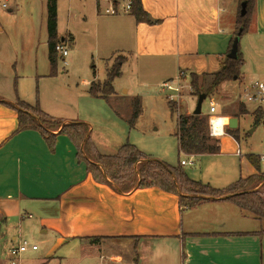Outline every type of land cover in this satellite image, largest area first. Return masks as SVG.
<instances>
[{"label": "crops", "instance_id": "crops-1", "mask_svg": "<svg viewBox=\"0 0 264 264\" xmlns=\"http://www.w3.org/2000/svg\"><path fill=\"white\" fill-rule=\"evenodd\" d=\"M140 2L148 18L158 23H136L131 14L104 15L96 2L90 12L107 35L113 28V37L118 41L119 48L109 52L106 71L113 65L114 52L125 54L120 55L124 58L121 74L113 80V93L107 100L88 93L91 82H101L95 79V70L92 81L82 82L88 87L84 101L98 117L106 116L107 112L115 117L113 111L118 109L112 100L117 97L115 84L123 75L124 65L131 61L142 70L166 73L163 82L175 78L180 71L197 75L215 73L227 53L234 30L235 0ZM125 31L129 34L126 48L119 44ZM246 34L250 45L242 47L244 63L251 49L264 51V0H255ZM57 36L64 38L58 34V28ZM68 36L73 39L71 33ZM29 62L25 58L20 64L8 61L5 69L0 67V99L6 103L20 100L37 104L41 111L62 123L77 121L89 125L87 136L100 153L97 141L91 138L93 128L89 118L80 117L77 112L73 117L76 119L62 117L45 105L40 95L38 100V93L12 86L16 72ZM10 68L16 71L13 81ZM254 76L241 68V84L255 80ZM186 105L192 109V99ZM50 133L52 138L48 141L38 130H18L17 112L0 103V231L3 228L9 231L11 247L23 235L33 236L37 232L42 238L39 241L42 249L34 264H151L155 258L158 264H264V235L258 234L264 230V221L225 198H209L185 209L179 206L177 195L157 187L134 185L119 191V186L111 181L98 182L92 178L66 134L58 129ZM217 140V153L183 154L194 159L215 157L214 162L218 163L227 159L234 180L222 187L212 186L209 181L202 184L221 189L258 174L247 159L236 154L237 150L240 153V145L235 139L224 134ZM236 157L238 162L229 159ZM242 167L247 168V173L242 174ZM227 168L220 166L221 170ZM37 250L38 247L30 251Z\"/></svg>", "mask_w": 264, "mask_h": 264}, {"label": "rangeland", "instance_id": "rangeland-1", "mask_svg": "<svg viewBox=\"0 0 264 264\" xmlns=\"http://www.w3.org/2000/svg\"><path fill=\"white\" fill-rule=\"evenodd\" d=\"M58 34L66 38L68 46L67 66L62 65L60 58L57 60L56 75L49 76L47 59V3L48 0H0V67L6 68L8 61L11 64L22 63V59L28 58L29 64L16 72L15 88H22L25 92L38 93L43 103L50 109L68 119H76L77 112L80 117L89 118L93 131L91 138L97 141L100 154H113L119 145L129 143L138 150L153 159L163 161L171 166H179L181 160H189L178 150V142L175 136L176 117L178 114H191L195 107L197 96H194L189 86L190 74L185 73L181 77L180 95L175 102V114H170L166 94H163L159 85L161 79L167 77L165 74L154 70H142L138 64L131 61L124 65V72L121 78L116 81V98L113 103L118 109L113 111L115 117L96 116L92 113L91 105L85 103L84 92L86 86L83 81H92L95 70L94 84L101 85L106 78V61L110 51L118 49V41L113 37V28L107 35L106 30L96 22L92 12L94 0H56ZM235 3L237 1L235 0ZM237 5V4H236ZM235 7L232 20L236 15ZM71 33L73 39L68 34ZM247 34L244 33L239 38V48L250 45ZM124 48L129 44V34L123 33V38L119 40ZM113 63L123 61L121 51L114 52ZM125 55V54H123ZM247 62L243 65L246 73L255 74V80L264 81V51L256 52L251 49L247 56ZM37 67V68H36ZM1 72L6 74L2 69ZM15 72L10 68L9 75L13 81ZM13 74V75H12ZM7 75V74H6ZM197 75V74H196ZM199 81H202V88H206L210 83L209 74H198ZM241 76V74H240ZM119 77V76H118ZM173 78V80H175ZM160 80V81H159ZM10 81L8 82L10 86ZM241 77L239 80L225 81L216 87L214 92L203 101L201 112L207 117L209 103L216 107V114L231 118L241 105V90L243 84ZM13 86V83H12ZM40 93V94H39ZM134 98H138L140 113L129 127L128 119L131 114ZM193 102L192 109L187 108V102ZM247 114L238 117V133L241 158L246 160L247 156L255 155L259 161L260 169L264 174V123L253 124V112L256 108L253 104H243ZM107 108H111L110 105ZM262 111V110H261ZM112 112V110H111ZM80 121L81 118H78ZM44 126L51 127V120H45ZM89 126V125H88ZM90 128V129H91ZM253 129L249 134L248 131ZM92 130V129H91ZM96 148V147H95ZM83 154L93 159V156L83 147ZM208 158V159H207ZM238 158H229L238 162ZM215 157L193 158V165L181 166L186 175L193 180L209 181L210 185L225 186L234 180L233 172L229 170L230 161L227 159L214 162ZM226 160V161H225ZM234 163H232V167ZM237 165V163H236ZM140 164H136V169ZM221 167H228L221 170ZM231 166V164H230ZM247 168L242 167V174L247 173ZM235 173V172H234ZM237 177V176H236ZM136 179V178H135ZM202 179V180H200ZM126 182V181H124ZM258 189L264 196V186L259 184ZM2 216L0 217V220ZM31 222V219H27ZM12 225V223H10ZM248 224H252L249 221ZM1 226V222H0ZM13 226V225H12ZM12 228V227H10ZM13 229V228H12ZM21 239H26L29 244L35 243L37 251H30L28 248L22 253L18 260L23 264H34L35 257L41 253V236L37 232L33 236L23 235ZM9 238V231L5 228L0 231V264H9L11 261L8 249L12 246ZM29 250V251H28ZM169 253L170 257L174 252ZM151 264H158L157 258ZM169 264H172L169 263Z\"/></svg>", "mask_w": 264, "mask_h": 264}, {"label": "trees", "instance_id": "trees-1", "mask_svg": "<svg viewBox=\"0 0 264 264\" xmlns=\"http://www.w3.org/2000/svg\"><path fill=\"white\" fill-rule=\"evenodd\" d=\"M242 4H245L244 15H241ZM254 6L255 0H237L232 38L219 70L209 74L211 80L206 88H202V81H199L196 74L190 73L189 86L194 96L206 94L208 98L222 82L239 80L241 77V68L244 65V60L239 45L235 59L228 58L227 54L233 38L238 33L241 36L248 31ZM130 14L136 23H158V21H152L148 18L141 7L140 0H131ZM46 22L49 76H54L56 75L58 60V56L54 51L55 44L66 41V38L61 39L57 36L56 0H48ZM121 63L123 61L113 63L107 69L106 78L101 85H95L94 82H91L88 93L92 97H100L104 100L108 99L113 93V80L121 74ZM15 86L16 80H14L13 84L14 88ZM0 103L17 112L18 130H38L48 141L52 138L51 130L58 129L59 133L66 134L75 146L78 158L85 162L86 170L95 181H111L113 184L119 186V188L117 187L119 191L130 189L134 185L137 188L157 187L163 191L177 195L179 206L185 209L193 208L209 198H225V200L231 202L245 213L264 221V196L256 189L259 184L264 182V174H262L259 161L255 155H248L247 160L258 174L249 176L243 180H237L221 189L213 188L190 179L183 171L181 165L171 166L163 161L153 159L129 143L120 146L113 155L100 154L87 136L89 128L85 123L77 121L62 123L59 120H54L41 111L37 104L29 105L20 100H16L15 103H6L1 99ZM168 107L170 114H175V103L168 102ZM139 113V100L138 98H134L131 114L128 119L130 128H132ZM246 113L247 111L244 105L241 104L234 116L238 118L240 115ZM252 115L255 126L264 121V112L261 109L255 110ZM46 119L53 122V124H50L51 127L56 126L57 128L53 129L44 126ZM176 126L175 136L177 138L179 152L193 156L218 152L219 141L208 135L207 117L202 113L197 115L192 113L178 114L176 117ZM225 133L238 142L239 133L237 128H227ZM83 147L92 154L93 159L83 154ZM136 164H140L137 169L135 167ZM258 234L264 235V230L259 231ZM94 240L98 241L99 238H95Z\"/></svg>", "mask_w": 264, "mask_h": 264}, {"label": "built area", "instance_id": "built-area-1", "mask_svg": "<svg viewBox=\"0 0 264 264\" xmlns=\"http://www.w3.org/2000/svg\"><path fill=\"white\" fill-rule=\"evenodd\" d=\"M98 5L100 11L104 15H118V14H130L131 10V0H94ZM103 3L104 5H100ZM54 51L56 52L58 58L61 59L62 65L67 66L66 57L68 56V46L67 42H59L55 44ZM184 72H178L176 79L166 80L160 83L159 89L163 94H166L168 102L175 103L174 101L180 95L181 90V77L184 76ZM241 104H253L256 108H259L264 112V82L253 80L247 84H244L241 90ZM224 120V121H223ZM264 123V121H262ZM207 125H208V135L211 138L218 139L222 135L226 134L225 130L228 128V117L220 116L216 114L215 105L210 102L207 114ZM236 154H240L236 151ZM261 160H264V154L261 155ZM193 162L189 160H181L180 165H192ZM28 248L31 250H36V246L29 244L26 239H21L17 244L11 247L8 252L11 257L9 264H19V256L24 253Z\"/></svg>", "mask_w": 264, "mask_h": 264}, {"label": "water", "instance_id": "water-1", "mask_svg": "<svg viewBox=\"0 0 264 264\" xmlns=\"http://www.w3.org/2000/svg\"><path fill=\"white\" fill-rule=\"evenodd\" d=\"M245 13V4L241 5V15H244ZM239 38H240V33H238L232 40V44L230 47V50L227 54V57L230 59H235L237 57V51H238V45H239ZM235 79V78H234ZM206 94H199L196 99L195 107L192 110V114H200L201 113V106L204 100H206ZM228 129H236L237 128V118L236 117H231L228 120ZM253 129H250L248 133H251Z\"/></svg>", "mask_w": 264, "mask_h": 264}, {"label": "bare ground", "instance_id": "bare-ground-1", "mask_svg": "<svg viewBox=\"0 0 264 264\" xmlns=\"http://www.w3.org/2000/svg\"><path fill=\"white\" fill-rule=\"evenodd\" d=\"M224 121V120H223Z\"/></svg>", "mask_w": 264, "mask_h": 264}]
</instances>
